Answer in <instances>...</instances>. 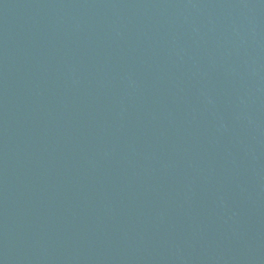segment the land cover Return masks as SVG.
Returning <instances> with one entry per match:
<instances>
[{"label": "water", "instance_id": "95a60500", "mask_svg": "<svg viewBox=\"0 0 264 264\" xmlns=\"http://www.w3.org/2000/svg\"><path fill=\"white\" fill-rule=\"evenodd\" d=\"M0 264H264V0H0Z\"/></svg>", "mask_w": 264, "mask_h": 264}]
</instances>
